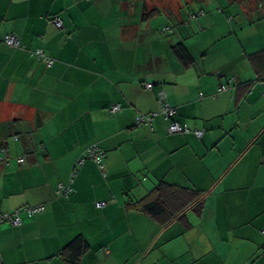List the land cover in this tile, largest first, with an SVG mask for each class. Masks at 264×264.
<instances>
[{
  "label": "crops",
  "instance_id": "crops-1",
  "mask_svg": "<svg viewBox=\"0 0 264 264\" xmlns=\"http://www.w3.org/2000/svg\"><path fill=\"white\" fill-rule=\"evenodd\" d=\"M150 1L0 0V217L45 207L0 225V264H69L79 235L81 264H264V0ZM161 183L198 195L167 224L137 205Z\"/></svg>",
  "mask_w": 264,
  "mask_h": 264
},
{
  "label": "trees",
  "instance_id": "trees-1",
  "mask_svg": "<svg viewBox=\"0 0 264 264\" xmlns=\"http://www.w3.org/2000/svg\"><path fill=\"white\" fill-rule=\"evenodd\" d=\"M56 18H58V17H55L54 19H56ZM6 36H8V35H6ZM5 37H3L1 41L5 45H7L5 42ZM7 46L10 48H14V49H23V50L26 49L25 45H23L22 42H21V45L19 47H11L9 45H7ZM38 50H42V49H37V50L31 52L32 55L35 56L34 53ZM174 51H175L176 55H178V57L184 62V64L186 66H188L192 62L191 61L192 57H191L190 53L188 52V50L184 44H179V45L175 46ZM35 58L38 59L36 56H35ZM48 58H50V57H48ZM50 59H52V58H50ZM38 60L47 64V62L42 61L41 59H38ZM52 60L55 63V60L54 59H52ZM47 66H48V64H47ZM49 67H51V66H49ZM262 79H264V77ZM21 159H23V158H20V160ZM20 160H19V162H20ZM3 162L8 163L6 161V159ZM20 163L24 164V161L20 162ZM169 188H170V190H169ZM196 196H198V195L190 193V192L175 191V189H173L171 186H167L165 183H161L150 193V195H148L145 199H143V201L138 202L137 205H139L140 209L144 213H146L147 215H150L151 217H154L158 220H163V222L165 224H167V223L173 221L175 218H179V217L183 216L181 214H172V212L173 211L175 212V210H179L183 207L186 208L187 206L192 205L194 203V201L197 199ZM99 203H101V202H99ZM102 203L107 204V202H102ZM184 205H186V206H184ZM36 207H38V206H36ZM26 208H34V206L23 207V208L18 209L17 211H19V214L20 213L26 214V212H25ZM99 209H102V208H99ZM15 214H16V212L13 214H8V215L14 216ZM170 214L173 215V217H171ZM7 223H9V222L7 221L6 224ZM89 248H90V245H89L88 241L86 240V238L83 235H79L76 238H74L63 249L62 256L65 259V261L69 264H81L82 257L85 255V253H87L89 251Z\"/></svg>",
  "mask_w": 264,
  "mask_h": 264
},
{
  "label": "built area",
  "instance_id": "built-area-1",
  "mask_svg": "<svg viewBox=\"0 0 264 264\" xmlns=\"http://www.w3.org/2000/svg\"><path fill=\"white\" fill-rule=\"evenodd\" d=\"M53 23L55 24V26L59 29L62 28L63 23L62 20L60 18H56L53 20ZM5 42L7 45L11 46V47H19L21 45V40L15 36V35H8L5 37ZM34 55L38 58L41 59L42 61L47 62L48 66H52L54 61L50 58H48L45 54V52L43 50H38L34 53ZM263 81V85H264V79ZM152 85L148 84L146 86L147 89L151 90L152 89ZM228 89L227 86H222L220 88V92L226 91ZM160 101L163 104L162 107V114L164 115L165 119L170 121V126L168 128V132L170 134H179V135H184L186 133H188L190 131L189 127L187 125H182L178 122H176L174 120L175 116H176V110L174 108H172L167 102H166V97L163 94H160ZM121 110V107L119 105H115L110 109V112L112 114H115L117 112H119ZM154 115H149V116H139L136 118V124L138 126H142V125H151L152 124V119H153ZM195 134L201 138L203 136V132L202 131H196ZM102 153H99L97 151V148L94 146L92 148H90V150L87 153V158L92 159L93 161H95L96 163H100L101 158H102ZM5 160L4 156L0 157V162H3ZM24 160L21 159L20 162H23ZM84 160H81V162H83ZM65 189H60V193L64 192ZM71 189L65 191L63 194L64 196H67L68 194L71 193ZM62 194V195H63ZM107 204L106 203H97L96 206L97 208H104ZM45 207L44 206H38V207H34V208H26L25 212L26 214H28V216L33 217L39 213L44 212ZM19 211H16V214L14 216H9V215H3L0 217V224L6 223L7 221L14 225V226H21L22 224V219L19 216Z\"/></svg>",
  "mask_w": 264,
  "mask_h": 264
},
{
  "label": "rangeland",
  "instance_id": "rangeland-1",
  "mask_svg": "<svg viewBox=\"0 0 264 264\" xmlns=\"http://www.w3.org/2000/svg\"><path fill=\"white\" fill-rule=\"evenodd\" d=\"M147 1L149 2L151 8H153V7H157V5H156L153 1H150V0H147ZM154 1H159V2L161 1V2H162V5H166V6H167V4H168V3H171L172 0H154ZM167 1H168V2H167ZM201 3H203V4H202V6H200V8H201V9H205V10L207 11V10H208V3H206L205 1H201ZM246 3H248V2H246ZM158 6H159V5H158ZM159 7L162 8L161 6H159ZM196 7H197V6H194V7H193V8H194V9H193L194 11H196ZM167 8H168V10L170 9L169 7H167ZM161 11L164 13V14H162V15H163V18H162V19H163V20H166L167 24H168L170 27H175V23H176V22L172 20L173 18H172V19H170V18H169V19H166V15H167V14L164 12L163 9H161ZM149 12H151V11L149 10ZM172 12H173V10L171 11V9H170V10H169V13H170V14H173ZM162 15H161V16H162ZM181 16H182V15H181ZM182 17H184V16H182ZM157 18L159 19V18H161V17H156V18H154V19H157ZM183 20L185 21V18H184Z\"/></svg>",
  "mask_w": 264,
  "mask_h": 264
}]
</instances>
